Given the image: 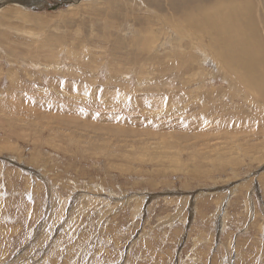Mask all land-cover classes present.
Here are the masks:
<instances>
[{"label": "rangeland", "instance_id": "374dc122", "mask_svg": "<svg viewBox=\"0 0 264 264\" xmlns=\"http://www.w3.org/2000/svg\"><path fill=\"white\" fill-rule=\"evenodd\" d=\"M82 1L0 23V264H264V0L251 88L158 23L187 0Z\"/></svg>", "mask_w": 264, "mask_h": 264}, {"label": "bare ground", "instance_id": "6f19581e", "mask_svg": "<svg viewBox=\"0 0 264 264\" xmlns=\"http://www.w3.org/2000/svg\"><path fill=\"white\" fill-rule=\"evenodd\" d=\"M42 0H0V23L2 27L16 28L23 31L29 28L31 32L38 31L40 27L35 26L37 15L22 9L21 5L35 6L41 3ZM64 1V0H63ZM70 2H83L82 0H66ZM85 1V0H84ZM167 2V0H164ZM9 2V3H8ZM11 2V4H10ZM86 2V1H85ZM261 0H187L183 7L173 11V15L165 12L157 16V21L164 28H169L171 32L175 33V39L182 42L183 38H188L193 43L202 42L207 43L205 50H208L216 58L218 64L229 72L240 84L246 87H254V79L252 80L250 72L252 69L250 61L252 59V50L255 41L258 38L259 31L254 24L255 20V6L261 3ZM84 3V2H83ZM98 3V2H97ZM164 4V3H163ZM85 5V4H84ZM21 6V7H20ZM28 6V7H30ZM71 6V5H70ZM86 6V5H85ZM82 7V6H81ZM36 8V7H35ZM70 8V7H69ZM156 9V6L153 7ZM80 10V9H79ZM84 11V10H83ZM91 11V10H89ZM75 13V12H74ZM92 13V12H91ZM73 14V13H72ZM169 14V15H167ZM43 16V15H41ZM44 17V16H43ZM56 17V16H55ZM73 18V17H72ZM41 19V17H40ZM43 20V19H42ZM41 20V22H43ZM47 20V18H45ZM49 20V19H48ZM73 20V19H72ZM40 23V22H39ZM39 23H37L39 25ZM45 24V23H42ZM83 25V24H82ZM95 25V24H94ZM45 26V25H43ZM96 26V25H95ZM259 27V26H258ZM25 29V30H26ZM95 29V28H94ZM152 29V28H151ZM163 29V28H162ZM7 30V29H6ZM12 30V29H11ZM153 30V29H152ZM164 30V29H163ZM3 30L2 32H4ZM17 31V30H16ZM19 31L20 33H22ZM29 31V30H28ZM27 31V32H28ZM150 31V30H149ZM161 31V30H160ZM1 32V31H0ZM9 32V30H8ZM11 32V31H10ZM13 32V31H12ZM24 32V31H23ZM158 32V31H157ZM16 33V32H15ZM106 33V32H105ZM142 33V32H141ZM148 33V32H147ZM150 33V32H149ZM164 34V33H163ZM4 35V34H2ZM17 35V34H16ZM104 35V34H103ZM106 35V34H105ZM142 35V34H141ZM6 36V35H4ZM70 36V35H69ZM107 36V35H106ZM154 36V35H153ZM149 36V39L157 37ZM165 36V35H164ZM163 37V36H162ZM16 38V37H15ZM13 37V39H15ZM30 37H28L29 39ZM43 38V37H42ZM110 38V37H109ZM36 39V38H35ZM50 39V38H49ZM143 39V38H142ZM147 39V38H146ZM158 39V38H157ZM33 40V38H31ZM30 40L31 44L35 43ZM172 40V39H171ZM109 41V40H108ZM145 41V40H144ZM260 41V40H259ZM28 42V41H27ZM29 42V43H30ZM43 42V41H42ZM41 42V43H42ZM25 43V42H24ZM150 43V42H149ZM175 43V42H174ZM173 43V44H174ZM148 44V43H147ZM176 44V43H175ZM180 45V44H179ZM41 46V45H40ZM144 46V45H143ZM204 46V45H203ZM108 47V46H107ZM149 47V46H148ZM180 47V46H179ZM200 47V46H198ZM31 48V47H30ZM186 48V47H185ZM27 48H25L26 50ZM179 49V48H178ZM177 49V50H178ZM32 50V49H31ZM130 50V49H129ZM146 50V49H145ZM170 50V49H169ZM181 50V49H180ZM195 50V49H194ZM193 50V51H194ZM202 50V49H201ZM204 50V51H205ZM132 51V50H131ZM148 51V50H147ZM192 51V50H191ZM263 51V50H262ZM133 52V51H132ZM137 52V51H136ZM184 52V51H183ZM254 52V51H253ZM198 53V52H197ZM150 54V53H149ZM180 54V53H179ZM200 54V53H199ZM256 54V53H255ZM258 54H256L257 56ZM123 56V55H122ZM1 57V56H0ZM3 57V56H2ZM117 57V56H116ZM158 57V56H157ZM163 57V56H162ZM155 58V57H154ZM161 58V55H160ZM179 58V57H178ZM263 58V57H262ZM261 58V59H262ZM146 59V56H145ZM150 59V58H149ZM212 59V58H211ZM256 59V58H255ZM260 59V58H259ZM156 60V59H155ZM168 60V59H167ZM166 60V61H167ZM213 60V59H212ZM254 60V59H253ZM137 61V60H136ZM154 61V60H153ZM145 62V61H144ZM150 62V61H149ZM157 62V61H156ZM160 62V61H159ZM183 62V61H182ZM259 62V60H258ZM148 63V62H147ZM153 63V62H152ZM193 64V63H192ZM215 64V63H214ZM182 66V64H180ZM172 66V65H171ZM177 66V64H176ZM193 66V65H192ZM200 66V65H199ZM149 67V66H148ZM184 67V66H182ZM214 67V66H213ZM159 68V67H158ZM161 68V67H160ZM260 68V67H259ZM169 69V68H168ZM175 69V68H174ZM200 69V68H199ZM198 69V70H199ZM213 69V68H212ZM181 70V69H180ZM217 70V68L215 69ZM201 71V69H200ZM219 71V70H218ZM177 72V71H175ZM174 72V73H175ZM262 72V71H261ZM8 73V72H7ZM14 73V72H13ZM173 73V72H171ZM173 73V74H174ZM221 73V72H220ZM143 74V73H142ZM180 74V72H179ZM183 74V73H182ZM186 74V73H185ZM199 74V73H198ZM218 74V73H217ZM170 75V74H169ZM254 75V74H252ZM175 76V75H174ZM177 78H181L176 75ZM175 76V77H176ZM195 76V75H194ZM218 76V75H217ZM225 76V75H224ZM196 77V76H195ZM214 77V76H212ZM184 78V77H183ZM255 78V77H254ZM259 78V77H258ZM257 78V79H258ZM182 79V78H181ZM205 79V78H204ZM18 80V79H17ZM180 80V79H179ZM8 81V80H7ZM232 81V80H231ZM2 82V81H1ZM17 82V81H15ZM142 82V81H141ZM175 82V81H174ZM204 82V81H203ZM201 83V82H200ZM233 83V82H232ZM10 84V83H9ZM190 84V83H189ZM209 84V83H208ZM14 85V84H12ZM18 85V84H17ZM149 85V84H148ZM178 85V84H177ZM187 85V84H186ZM228 85V84H227ZM230 85V83H229ZM257 85V84H256ZM235 86V84H234ZM243 86V87H244ZM142 87V86H141ZM146 87V86H145ZM193 87V86H191ZM190 87V88H191ZM210 87V86H209ZM258 87V86H257ZM170 88V87H169ZM176 88V87H175ZM196 88V87H195ZM194 88V90H195ZM211 88V87H210ZM145 89V88H144ZM192 89V88H191ZM206 89V88H205ZM257 89V88H256ZM254 89V90H256ZM157 90V89H156ZM168 90V89H167ZM172 90V89H171ZM178 90V89H177ZM181 90V89H180ZM190 89H188L189 91ZM193 90V89H192ZM190 90V92L192 91ZM247 90V89H246ZM164 91V90H163ZM214 91V90H213ZM245 91V90H244ZM243 91V92H244ZM1 92V90H0ZM81 92V91H80ZM130 92V91H129ZM168 92V91H167ZM180 92V91H179ZM183 92V91H182ZM193 92V91H192ZM218 92V91H216ZM252 92V91H251ZM256 92V91H255ZM262 92V91H261ZM45 93V92H44ZM125 93V92H124ZM134 93V92H133ZM144 93V92H143ZM184 93V92H183ZM246 93V92H245ZM47 94V93H46ZM131 94V93H130ZM216 94V93H215ZM247 94V93H246ZM249 94V93H248ZM79 95V94H78ZM132 95V94H131ZM159 95V94H158ZM174 95V94H173ZM212 95V94H211ZM259 95V94H258ZM180 96V95H179ZM184 96V95H183ZM216 96V95H215ZM214 96V97H215ZM77 97V96H76ZM134 97V96H133ZM177 97V96H176ZM128 98V97H127ZM131 98V97H130ZM155 98V97H154ZM208 98V97H207ZM156 99V98H155ZM174 99V98H173ZM81 100V99H80ZM120 100V99H119ZM146 100V99H144ZM143 100V101H144ZM160 100V99H159ZM212 100V99H211ZM83 101V100H81ZM85 101V100H84ZM116 101V100H115ZM133 101V100H132ZM142 101V99H141ZM154 101V100H153ZM184 101V100H183ZM213 101V100H212ZM256 101V100H255ZM88 102V101H87ZM125 102V101H124ZM138 102V101H137ZM166 102V101H163ZM172 102V101H171ZM201 102V101H200ZM257 102V101H256ZM41 103V102H40ZM39 103V104H40ZM85 103V102H84ZM115 103V102H114ZM174 103V102H173ZM176 103V102H175ZM175 103L173 105H175ZM206 103V102H205ZM213 103V102H211ZM217 103V102H216ZM262 103V102H261ZM264 103V102H263ZM79 104V103H78ZM86 104V103H85ZM89 104V103H88ZM138 104V103H136ZM163 104V103H162ZM209 104V103H208ZM43 105V104H42ZM122 105V104H121ZM155 105V104H154ZM161 105V104H160ZM100 106V105H99ZM98 106V107H99ZM120 106V105H119ZM127 106V105H126ZM153 106V105H152ZM167 106V105H166ZM40 107V106H39ZM48 107V106H46ZM72 107V106H70ZM138 107V106H137ZM168 107V106H167ZM202 107V106H201ZM36 108V107H35ZM38 108V106H37ZM36 108V109H37ZM42 108V107H41ZM77 108V107H76ZM104 108V107H102ZM108 108V107H107ZM111 108V107H110ZM142 108V107H141ZM144 108V107H143ZM180 108V107H179ZM205 108V106H204ZM202 108V109H204ZM45 109V108H44ZM47 109V108H46ZM113 109V108H112ZM115 109V108H114ZM172 109V107H171ZM174 109V108H173ZM216 109V108H215ZM213 109V110H215ZM219 109V108H218ZM263 109V108H262ZM261 109V110H262ZM74 110V109H73ZM87 110V109H86ZM90 111V110H89ZM100 111V110H99ZM109 111V110H107ZM112 111V110H111ZM115 111V110H114ZM129 111V110H128ZM135 111V110H134ZM206 111V110H204ZM211 111V110H210ZM38 112V111H37ZM78 112V111H77ZM82 112V111H81ZM101 112V111H100ZM133 112V111H132ZM160 112V110H159ZM213 112V111H211ZM39 113V112H38ZM65 113V112H63ZM75 113V112H74ZM162 113V112H161ZM178 113V112H177ZM214 113V112H213ZM223 113V112H222ZM57 114V112H56ZM77 114V113H76ZM88 114V113H87ZM97 114V113H95ZM147 114V113H146ZM159 114V113H158ZM164 114V112H163ZM181 114V113H180ZM206 114V113H205ZM215 114V113H214ZM213 114V115H214ZM35 115V114H34ZM78 115V114H77ZM91 115V114H90ZM94 115V114H93ZM143 115V114H142ZM219 115V114H218ZM222 115V114H221ZM40 116V115H39ZM68 116V115H66ZM73 116V115H72ZM76 116V115H75ZM97 116V115H96ZM100 116V115H99ZM147 116V115H146ZM181 116V115H180ZM207 116V115H206ZM82 118L80 116H77ZM119 117V116H118ZM149 117V116H148ZM152 117V116H151ZM167 117V116H166ZM208 117V116H207ZM51 118V117H50ZM67 118V117H66ZM92 118V117H90ZM96 118V117H95ZM102 118V116H101ZM153 118V117H152ZM168 118V117H167ZM166 118V119H167ZM183 118V117H182ZM185 118V117H184ZM41 119V117H40ZM52 119V118H51ZM54 119V118H53ZM78 119V118H77ZM85 119V118H84ZM165 119V118H164ZM163 119V120H164ZM209 118H207L208 120ZM230 119V118H229ZM47 120V119H45ZM86 120V119H85ZM94 121V118L92 119ZM91 120V121H92ZM152 120V119H151ZM184 120V119H183ZM202 120V119H201ZM214 120V119H213ZM248 120V119H247ZM22 121V120H21ZM60 120L58 119L57 122ZM74 121V120H73ZM88 121V120H87ZM86 121V122H87ZM90 121V120H89ZM124 121V120H123ZM185 121V120H184ZM183 121V122H184ZM209 121V120H208ZM230 121V120H229ZM52 122V121H51ZM68 122V121H67ZM83 123V124H86ZM98 122V120L96 121ZM114 122V121H113ZM146 122V121H145ZM162 122V120H161ZM206 122V121H205ZM204 122V123H205ZM33 123V122H32ZM47 123V122H46ZM155 123V122H154ZM181 123V122H180ZM188 123V122H187ZM191 123V122H190ZM209 123V122H208ZM259 123V122H258ZM264 123V122H263ZM49 124V122H48ZM71 124H73L71 122ZM81 124V123H80ZM89 124V123H88ZM148 124V123H147ZM158 124V123H157ZM186 124V123H185ZM74 125V124H73ZM82 125V124H81ZM136 125V124H135ZM154 125V124H153ZM197 125V124H195ZM41 126H43L41 124ZM158 126V125H157ZM162 126V125H161ZM202 126V125H201ZM206 126V124H205ZM257 126V125H256ZM264 126V125H263ZM46 127V126H45ZM86 127V126H84ZM195 127V126H194ZM199 127V126H198ZM242 127V126H241ZM135 128V127H134ZM183 128V127H182ZM205 128V127H204ZM219 128V127H218ZM221 128V127H220ZM244 128V127H243ZM213 129V128H212ZM223 129V128H221ZM239 129V128H238ZM242 129V128H241ZM188 130V129H187ZM240 130V129H239ZM243 130V129H242ZM258 130V129H257ZM158 131V130H157ZM161 131V130H160ZM159 131V133H161ZM185 131V130H184ZM209 131V130H208ZM220 131V130H219ZM233 131V130H232ZM231 131V132H232ZM154 132V131H153ZM188 132V131H187ZM206 132V131H205ZM213 132V131H212ZM216 132V131H214ZM213 132V133H214ZM228 132V130L226 131ZM243 132V131H241ZM240 132V133H241ZM261 132V131H260ZM230 133V132H229ZM239 133V134H240ZM211 134V133H210ZM232 134V133H231ZM238 134V133H237ZM243 134V133H242ZM245 134V133H244ZM82 135V134H81ZM158 135V134H156ZM204 135V134H203ZM219 135V134H218ZM227 135V134H225ZM230 135V134H229ZM160 136V135H159ZM185 136V135H184ZM196 136V133H195ZM209 136V135H208ZM237 136V135H236ZM235 136V137H236ZM143 137V136H142ZM157 137V136H155ZM210 137V136H209ZM213 137V136H212ZM216 137V136H215ZM161 138V137H160ZM165 138V137H164ZM182 138V137H181ZM198 138V137H197ZM214 138V137H213ZM199 139V138H198ZM210 139V138H209ZM162 140V139H161ZM212 140V139H211ZM157 142V141H156ZM209 142V141H208ZM228 142V141H227ZM230 142V141H229ZM228 142V143H229ZM226 143V142H225ZM232 143V141H231ZM235 143V142H233ZM238 143V142H237ZM157 144V143H156ZM171 144L168 142V145ZM214 144V143H213ZM211 144V145H213ZM240 143H238L239 145ZM164 145V143H163ZM209 145V144H207ZM233 145V144H230ZM235 145V144H234ZM158 146V144H157ZM94 147V146H93ZM211 147V146H210ZM209 147V148H210ZM240 147V146H238ZM164 148V147H163ZM258 148V147H257ZM97 151V150H94ZM155 151V150H154ZM153 151V152H154ZM152 152V150H151ZM152 152V153H153ZM251 152V151H250ZM15 172V171H14ZM13 172V173H14ZM51 193V192H50ZM50 208V207H49ZM14 226V225H13ZM12 226V227H13ZM8 227V226H7ZM11 229V228H10Z\"/></svg>", "mask_w": 264, "mask_h": 264}]
</instances>
